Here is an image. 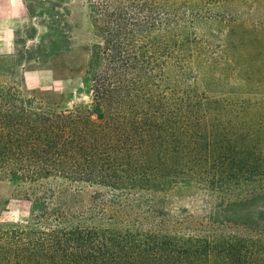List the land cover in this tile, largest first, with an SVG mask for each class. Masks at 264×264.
I'll use <instances>...</instances> for the list:
<instances>
[{
  "label": "trees",
  "instance_id": "trees-1",
  "mask_svg": "<svg viewBox=\"0 0 264 264\" xmlns=\"http://www.w3.org/2000/svg\"><path fill=\"white\" fill-rule=\"evenodd\" d=\"M85 1L93 111L45 108L0 73V182L42 206L33 224L0 221V264H264L257 218L226 232L171 200H264V103L210 96L191 69L195 24L222 0Z\"/></svg>",
  "mask_w": 264,
  "mask_h": 264
},
{
  "label": "rangeland",
  "instance_id": "rangeland-1",
  "mask_svg": "<svg viewBox=\"0 0 264 264\" xmlns=\"http://www.w3.org/2000/svg\"><path fill=\"white\" fill-rule=\"evenodd\" d=\"M213 9L212 18L195 24L194 31L207 41L204 57L191 63L197 75L195 87L210 96L264 103V0H222ZM6 36L12 37L13 46L10 52L0 49L1 74L21 80L23 70L45 64L60 81L45 91L33 89L43 107L93 111L90 61L100 40L85 0H0V38ZM256 111L264 114V108ZM171 200L174 208L187 210L198 220L216 212L213 226L222 223L226 232L250 217L264 225L258 219L264 200L226 209L219 195L188 187L176 189ZM40 212V204L19 197L10 182H0L3 224H33Z\"/></svg>",
  "mask_w": 264,
  "mask_h": 264
},
{
  "label": "crops",
  "instance_id": "crops-1",
  "mask_svg": "<svg viewBox=\"0 0 264 264\" xmlns=\"http://www.w3.org/2000/svg\"><path fill=\"white\" fill-rule=\"evenodd\" d=\"M12 46L13 40L11 36L0 38V49L2 48L3 52H10ZM21 80L32 90L45 91V89L54 88V86L60 81V77L55 75L54 69L44 64L43 67L39 69L23 70Z\"/></svg>",
  "mask_w": 264,
  "mask_h": 264
}]
</instances>
